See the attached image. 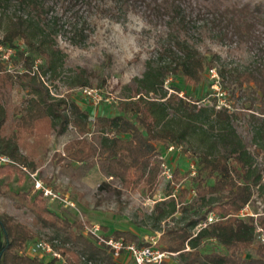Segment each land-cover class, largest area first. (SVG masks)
<instances>
[{"label": "trees", "instance_id": "obj_1", "mask_svg": "<svg viewBox=\"0 0 264 264\" xmlns=\"http://www.w3.org/2000/svg\"><path fill=\"white\" fill-rule=\"evenodd\" d=\"M2 1L8 5L14 2L16 9L22 10L26 18V22L19 19L17 25L3 34L0 47L2 44L14 47L18 38H25L29 53H19L24 56L27 69L19 75L30 78L33 94L24 99L13 130L6 135L8 110L1 93L3 95L13 82L14 75L0 61V154L11 159L0 163V175L12 171L23 172L24 167L36 168L48 149L49 134L55 118L61 116L68 120L65 109L58 111L57 104L49 101V91L41 81L39 70L53 66V51L43 46L45 38L64 32V16L69 12L76 13L78 6L84 4L99 7L117 20H122L129 11L138 8L149 20H155L163 26L165 31L160 41L159 54L160 58L165 57L167 60H160L156 67L147 62L142 76L135 77L136 89L118 103V111L113 114H96L92 122L105 134L102 137L105 151L100 158L108 175L118 177L128 188L144 186L150 193L155 191L162 164L156 152L157 145H177L185 134L169 126L156 128L155 122L162 117L168 98L178 97L184 107L188 104L176 92L166 96L165 80L169 73L180 74L188 83L197 85L205 79L206 71L215 66V60L208 59L201 46L191 41L193 31L201 34L209 30L237 45L244 44L253 53L244 69L232 72L220 68L218 73L222 85L228 82L235 86L232 90L243 87L244 91L251 93V97H247L250 100L247 108L253 109L256 100L260 102L257 112L251 111V119L257 125L256 135L264 141V8L261 3L234 0ZM32 15L42 34L41 42L33 40L28 32L31 25L29 21L34 20L30 17ZM37 54L44 58L46 65H36V70L32 72ZM144 91L159 93L160 96H147ZM61 100L69 108L71 123L83 132L87 131L91 123L89 111L73 100L69 103L65 99ZM216 111L220 117H230L226 106ZM95 153V147L86 137L76 136L66 141L60 159L86 161ZM196 162V172L190 175L196 196L203 200L208 194L218 193L221 198L212 206L207 203V211L200 212L196 218L162 230L158 246L176 253L179 261L174 263L168 259L161 264H264V243L253 247L256 229L260 228L264 233V213L257 217L249 212L241 213L252 199L253 185L261 181L264 167L258 173H252L241 155L231 158L225 153L212 156L201 152ZM172 175L178 177L179 169L175 168ZM20 177L22 180V173ZM10 195L17 200L18 206L29 208L40 221L57 230H64L74 243L81 244L88 251L87 259L93 260L98 254L108 251L104 245L97 244L83 232V220L60 217L49 208L41 193H32L31 189H17L11 190ZM209 211H215L216 219L193 231L200 221H206ZM104 233L106 237L123 236L126 240L140 241L138 234L132 230L118 229ZM36 236L37 232L28 223L11 214L0 213V264H68L56 258L45 260L39 255L29 254L26 251L27 245ZM210 238L215 240L214 247L203 252L199 248L200 244ZM188 245L190 248L187 249ZM60 248L63 253H72L77 257L72 247L62 245ZM247 249H252L251 256L245 254ZM107 257L111 264H120L110 252ZM85 264L88 263L85 261ZM93 264H97L96 261Z\"/></svg>", "mask_w": 264, "mask_h": 264}, {"label": "rangeland", "instance_id": "obj_2", "mask_svg": "<svg viewBox=\"0 0 264 264\" xmlns=\"http://www.w3.org/2000/svg\"><path fill=\"white\" fill-rule=\"evenodd\" d=\"M234 1L258 2L264 8V0ZM21 14L22 10L16 9L14 2L8 5L0 0V38L10 27L17 25L19 19L26 22ZM30 17L34 18L33 15ZM35 19L29 21L31 25L28 32L33 40L41 42L42 34ZM63 20L66 24L64 32L45 38L43 42V46L53 51V66L39 71L43 85L48 88L49 101L57 104L58 111L65 109L68 120L61 116L55 118L46 153L36 168H27L53 186L61 197L74 202V206H71L61 198L45 197L49 208L60 217L81 219L83 223L89 224L97 223L102 232L111 233L121 229L136 232L140 239L146 236L158 237L163 229L196 218L200 212L207 211V203L212 206L221 198L220 194L212 193L201 200L195 194L190 175L196 172L197 156L201 152L212 156L225 153L231 158L241 155L252 173H258L264 167V141L256 135L257 125L251 119V111L257 112L260 102L256 100L253 109L247 108L250 104L247 97H251V93L244 91L243 87L232 90L235 86L228 82L222 85L218 73L220 68L232 72L244 69L253 53L244 44L237 45L204 30L201 34L193 31L191 41L201 46L208 59L215 60V75L208 69L205 79L197 85L188 83L180 74L169 73L166 78V96L176 92L188 104L184 107L178 97L168 98L162 117L155 122L156 128L169 126L185 133L177 145H157L156 152L162 164L155 191L150 193L144 186L128 188L118 177L108 175L100 158L105 151L102 142L105 134L92 122L96 114H113L118 111V103L136 89L135 77L142 76L147 62L156 67L160 60H167L165 57L160 58L159 54L160 41L165 36L164 27L155 20H149L138 8L129 11L122 20H117L103 9L85 4L78 6L76 13L69 12ZM75 31L78 33L74 34ZM16 44L14 47L7 44L0 47V61L14 75L13 82L3 95L1 93L8 110L6 135L13 130L24 99L33 94L30 78L19 75L27 69L26 60L19 51L29 53L28 44L24 37L18 38ZM40 64L46 65V62L37 54L32 72ZM34 82L37 84L36 79ZM84 86L97 89L102 99L95 102L87 97L82 92ZM144 95L160 96L150 91H144ZM61 99L68 103L73 100L89 111L91 123L87 131L83 132L71 123L69 108ZM222 106L227 107L230 117L216 114V110ZM76 136L86 137L95 147V155L86 161L60 159L66 141ZM175 168L179 169L178 177L172 175ZM17 189L37 192L33 189V178L29 171H12L0 175V213L13 215L37 232L26 251H30L28 247L33 241L45 239L59 248L67 245L75 250L77 257L72 253H64L68 255V264H85L81 255H86L88 251L81 244L74 243L64 230L43 223L29 208L18 206L17 200L10 195L11 190ZM253 189L254 195L246 205L245 212L257 217L264 213V173L261 181L253 185ZM214 212H207L206 220L210 215H215ZM203 224L204 221H200L193 231H197ZM102 227H106L105 231ZM255 234L253 247L264 243V233L260 228L256 229ZM214 242L211 238L202 241L199 248L203 252L210 251ZM108 252L98 254L93 261L97 264H111ZM245 254L251 256L252 249H247ZM32 255L51 259L50 255L42 252ZM169 259L174 263L179 261L176 253L171 254Z\"/></svg>", "mask_w": 264, "mask_h": 264}, {"label": "built area", "instance_id": "obj_3", "mask_svg": "<svg viewBox=\"0 0 264 264\" xmlns=\"http://www.w3.org/2000/svg\"><path fill=\"white\" fill-rule=\"evenodd\" d=\"M212 75H215L214 68H211ZM82 92L87 96L92 98L95 102H99L102 96L99 95L97 89L84 86ZM11 159L7 155L0 154V163L9 162ZM31 177L33 178V189L41 193L44 197L51 199L61 198L66 204L74 206V202L67 199V197H61L59 193L55 192L53 186L45 182L42 178L37 176L34 171L28 170ZM246 206L242 209L241 213L245 214ZM216 219L215 215H210L206 221L211 222ZM83 232L90 236L97 244L104 245L108 251L112 254L113 258L120 264H161L164 260H168L171 254L174 252L161 249L158 246V237H143L140 241L136 240H126L123 236L118 238L114 236L106 237L105 233L101 231L100 225L97 223L89 224L84 222ZM56 242V241H55ZM27 251L29 254L42 252L43 254L50 255L51 258H56L59 262L68 263L67 256L57 247L52 241L45 239H37L29 245ZM81 258L88 264H93L92 259H87L86 255H81Z\"/></svg>", "mask_w": 264, "mask_h": 264}]
</instances>
